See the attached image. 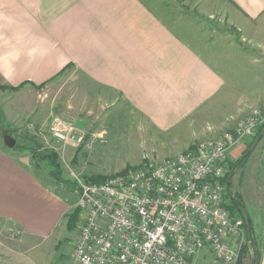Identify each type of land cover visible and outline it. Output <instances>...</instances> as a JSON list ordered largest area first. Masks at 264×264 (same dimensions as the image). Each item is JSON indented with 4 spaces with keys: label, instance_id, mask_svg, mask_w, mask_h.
<instances>
[{
    "label": "crops",
    "instance_id": "obj_1",
    "mask_svg": "<svg viewBox=\"0 0 264 264\" xmlns=\"http://www.w3.org/2000/svg\"><path fill=\"white\" fill-rule=\"evenodd\" d=\"M167 1L0 0V78L42 85L74 67L105 91L110 107L122 103L156 131L175 130L226 89L217 68L223 49L210 31L220 44L251 40L264 58V0ZM181 9L187 15L176 16ZM67 210L32 170L27 150L0 145V228L56 247ZM11 251L0 243V264H11Z\"/></svg>",
    "mask_w": 264,
    "mask_h": 264
},
{
    "label": "rangeland",
    "instance_id": "obj_2",
    "mask_svg": "<svg viewBox=\"0 0 264 264\" xmlns=\"http://www.w3.org/2000/svg\"><path fill=\"white\" fill-rule=\"evenodd\" d=\"M175 13L176 16L177 13L185 16L188 11L181 9ZM199 20H202L199 21L203 24L201 27L207 26L203 19ZM206 30L199 29L198 33L204 35ZM225 31L238 41L237 31L227 27ZM210 33L212 38L209 41L214 45L218 43L223 49L219 52L221 57L217 68L227 79L226 89L213 103L200 109L175 130L156 131L122 103L110 107L109 101H105V91L97 89L86 76L70 66L42 85L23 84L12 89L0 78V128L9 129L11 136L32 150L53 151L66 179H73L74 175L80 179L95 174L109 175L125 167H136L144 158L161 161L191 149L203 139L226 129L232 130L253 109H264V98L259 99L260 94L257 93L264 90V58L260 57L255 43L246 40L243 44L239 41L235 45L220 44L215 35L219 33ZM56 118L65 123H75L84 132V141L80 144L55 141L47 128ZM253 135L243 138L227 152L223 164L225 173L241 156ZM0 145L4 146L1 134ZM241 145L243 150H239ZM27 154L31 158L29 152ZM31 168L45 184L67 200L68 216L76 206V189L54 179L47 161H35ZM232 170L230 191L243 202L253 228L254 241L260 249L264 241V136L248 159ZM77 225L71 231L63 228L56 247L52 243L22 239L16 232L1 227V245L12 247L6 260L11 264H76L71 252L78 235ZM253 250L246 230L244 242L232 264H253ZM208 260L209 255L201 252L191 264H206Z\"/></svg>",
    "mask_w": 264,
    "mask_h": 264
},
{
    "label": "built area",
    "instance_id": "obj_3",
    "mask_svg": "<svg viewBox=\"0 0 264 264\" xmlns=\"http://www.w3.org/2000/svg\"><path fill=\"white\" fill-rule=\"evenodd\" d=\"M264 121L255 108L191 149L161 161L144 158L95 183L74 175L78 235L76 264H191L199 253L207 264H232L246 236L243 219L225 206L224 160ZM49 135L62 144L84 141L75 124L57 118Z\"/></svg>",
    "mask_w": 264,
    "mask_h": 264
},
{
    "label": "trees",
    "instance_id": "obj_4",
    "mask_svg": "<svg viewBox=\"0 0 264 264\" xmlns=\"http://www.w3.org/2000/svg\"><path fill=\"white\" fill-rule=\"evenodd\" d=\"M22 85L23 84L18 85V86H11L10 85V87L12 89H18ZM263 126H264V121L257 128L256 132L254 133V135H253L251 141L249 142V144L247 145L246 149L256 139V137L258 136V134L261 131V129L263 128ZM7 131L10 134L9 129H7ZM263 136H264V134H263ZM262 137H261V139H262ZM13 149H15V150L16 149H18V150H27V152H29V154L31 156V165L35 161H37V162L40 161V160L41 161L42 160L43 161H47L50 164V167L52 169L51 174H52V176H53L54 179H56L58 181H61V182L64 181L65 186H67L68 188H72V189L75 188L76 189L77 184H76L75 179H66V178L63 177L61 163H60L57 155L53 151H43V152H39V151H37L34 148L32 150V148L30 149V147H28V146L26 147L24 144L19 143L18 140H16V143H15V146L13 147ZM246 149L242 152V154L246 151ZM251 153L252 152H250L239 164L237 162H238V160H239V158L241 156L234 163H232L229 166V170L224 175V179H223L224 184L226 183V178L229 175L230 171L233 168L242 165L248 159V157L250 156ZM34 165L36 166L37 164H34ZM107 176L108 175L95 174V175L84 176L82 179H84L85 181H89V182L99 183V182H102ZM231 179H232V176H231ZM231 179H230V182H231ZM233 196L235 198H237L238 200L241 201V199L238 196H236L234 194H233ZM225 198H226L225 206L228 209V211L230 212V214L231 215H236L237 214L236 216L242 218L243 219V223H244V227L247 230V228H246V222H245V214H244L243 209L235 201H232L231 199H229L228 198V195L226 194V192H225ZM242 204H243V202H242ZM78 215H79V209H78L77 206L73 207V209L68 212V216L65 215V217H66V229L68 231L74 230L76 228V224L78 222ZM253 234H254V232H253V228L251 226V234L250 235L248 234V236H249V240H250V243H251V246L252 247H253L252 241L253 240H256L254 238V235ZM256 246L258 247L259 255H260V249H259V246H258L257 241H256ZM254 263H255V251H254Z\"/></svg>",
    "mask_w": 264,
    "mask_h": 264
},
{
    "label": "water",
    "instance_id": "obj_5",
    "mask_svg": "<svg viewBox=\"0 0 264 264\" xmlns=\"http://www.w3.org/2000/svg\"><path fill=\"white\" fill-rule=\"evenodd\" d=\"M0 134H1V137L3 139V143H4V145L6 147L13 148L15 146L16 139L8 133L7 129L0 128ZM263 134H264V126L261 129V131L259 132V134L256 137V139L250 144V146L246 149V151L241 155V157L239 158V160L237 162L238 164L250 152H252L254 150V148L259 143V141H260L261 137L263 136ZM232 174H233V170L230 171L229 175L226 178L225 191H226V194L228 195V198L231 199L232 201H235L243 209L244 214H245V222H246L247 233L250 235L251 234V223H250V219H249V217L247 215L245 206L242 204V202L240 200L235 198L232 195L231 191H230V184H231L230 179H231ZM252 245H253V249L255 251V263L254 264H259V262H260L259 250H258V247L256 246V242L254 240L252 241Z\"/></svg>",
    "mask_w": 264,
    "mask_h": 264
}]
</instances>
